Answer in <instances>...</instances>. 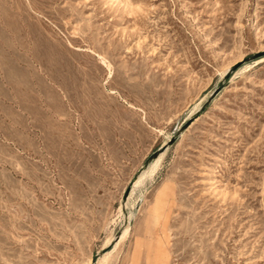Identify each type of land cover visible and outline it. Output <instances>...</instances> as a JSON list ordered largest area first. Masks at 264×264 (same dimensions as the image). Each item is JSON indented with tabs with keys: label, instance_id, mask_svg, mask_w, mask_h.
Wrapping results in <instances>:
<instances>
[{
	"label": "rangeland",
	"instance_id": "374dc122",
	"mask_svg": "<svg viewBox=\"0 0 264 264\" xmlns=\"http://www.w3.org/2000/svg\"><path fill=\"white\" fill-rule=\"evenodd\" d=\"M107 253L264 264V0H0V264Z\"/></svg>",
	"mask_w": 264,
	"mask_h": 264
},
{
	"label": "bare ground",
	"instance_id": "6f19581e",
	"mask_svg": "<svg viewBox=\"0 0 264 264\" xmlns=\"http://www.w3.org/2000/svg\"><path fill=\"white\" fill-rule=\"evenodd\" d=\"M162 154H158L153 160L150 161L148 168H146L142 173H140V176L136 179L135 184L133 187L142 185L144 182L146 176L152 175L157 167L158 164L161 161ZM150 178V177H149ZM133 190V189H132ZM167 222L166 221H160L156 228L153 229V233L149 235V237L153 238L154 245L156 250H158L160 253L159 255L163 257V259L168 258V241H167ZM127 233V230H124V233L121 235V239L125 236ZM108 241L106 242V244ZM109 254H102L98 257L96 262L88 261L87 264H105Z\"/></svg>",
	"mask_w": 264,
	"mask_h": 264
},
{
	"label": "water",
	"instance_id": "95a60500",
	"mask_svg": "<svg viewBox=\"0 0 264 264\" xmlns=\"http://www.w3.org/2000/svg\"><path fill=\"white\" fill-rule=\"evenodd\" d=\"M158 154L157 153H154L152 156L149 157V161L153 160ZM92 263H93V260H92Z\"/></svg>",
	"mask_w": 264,
	"mask_h": 264
}]
</instances>
